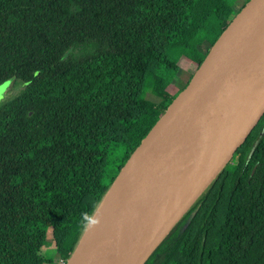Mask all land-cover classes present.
<instances>
[{"label":"trees","instance_id":"obj_1","mask_svg":"<svg viewBox=\"0 0 264 264\" xmlns=\"http://www.w3.org/2000/svg\"><path fill=\"white\" fill-rule=\"evenodd\" d=\"M220 1L232 13L219 1L0 0V86L23 85L0 103V264L68 263L81 214H97L250 0ZM183 57L196 68L179 86ZM143 264H264V115Z\"/></svg>","mask_w":264,"mask_h":264},{"label":"water","instance_id":"obj_2","mask_svg":"<svg viewBox=\"0 0 264 264\" xmlns=\"http://www.w3.org/2000/svg\"><path fill=\"white\" fill-rule=\"evenodd\" d=\"M263 115L264 0H250L128 160L67 264H143Z\"/></svg>","mask_w":264,"mask_h":264},{"label":"rangeland","instance_id":"obj_3","mask_svg":"<svg viewBox=\"0 0 264 264\" xmlns=\"http://www.w3.org/2000/svg\"><path fill=\"white\" fill-rule=\"evenodd\" d=\"M221 7L224 8L225 10V15L227 16L228 14L232 13L231 9L225 6L222 1L220 0H200V4L209 7L210 9L213 10H219L220 9V4ZM215 16V14L213 15ZM234 18V17H233ZM232 21V19H231ZM206 47H201L202 50H205ZM179 66H180V81H179V86H181L188 78L189 76L194 72L196 66L192 62H190L186 58H181L179 61ZM23 87L22 83L15 82L14 80H9L3 83L0 86V96H2V99H0V103L7 100L8 98L12 97L14 94L18 93L20 89ZM177 87L175 84H172L168 87V91L170 94L175 95L177 93ZM122 156V150H119L116 155H113L112 160L114 163H116L117 159H119Z\"/></svg>","mask_w":264,"mask_h":264},{"label":"clouds","instance_id":"obj_4","mask_svg":"<svg viewBox=\"0 0 264 264\" xmlns=\"http://www.w3.org/2000/svg\"><path fill=\"white\" fill-rule=\"evenodd\" d=\"M2 99V96H0ZM82 227L85 231L90 230L91 228L95 227L100 223V218L98 216H92L87 213H82Z\"/></svg>","mask_w":264,"mask_h":264}]
</instances>
